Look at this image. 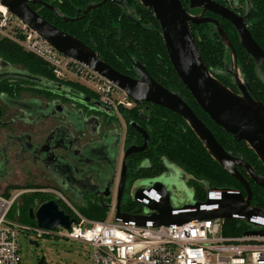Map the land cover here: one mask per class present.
<instances>
[{"label":"water","instance_id":"obj_1","mask_svg":"<svg viewBox=\"0 0 264 264\" xmlns=\"http://www.w3.org/2000/svg\"><path fill=\"white\" fill-rule=\"evenodd\" d=\"M138 1L143 7L153 12L158 21L159 33L169 62L197 105L215 125L231 134L234 140L244 141L257 156L264 169V104L251 94L249 85L244 78L242 82L240 81L241 83L239 82L240 69L237 66L235 52L218 20L204 15L207 12L227 20L236 31L244 51L258 65L259 70H264V50L252 38L246 24L247 12L251 6L249 0H245L247 12L243 16L215 0H188L187 7L183 6L180 0ZM29 4L41 5L52 10L57 17L65 21L79 18L78 14L73 18L65 17L58 12L55 6L42 0H0V5L4 6L10 15L35 31L61 54L87 65L92 71L112 82L134 103L147 102L178 114L188 124L211 158L239 182L245 194L226 187H211L207 182H202L206 192L205 200L202 202L189 201V195H193V190L187 186L191 176L184 173L178 166L176 169L175 164L165 160V172L155 179L147 180L142 187H138L132 193V202L140 204L143 211L137 213L121 211L127 169L124 161L130 154L144 150L149 140L147 131L134 122H131L130 126L141 134L143 143L126 147L117 181L115 182V156L120 137L119 133L115 134L116 139L111 147L109 141L113 135L111 132L108 139L100 141L94 146V151L98 153H108L110 146L109 163L104 164L105 162H103L105 167L103 171H100L96 165L101 164L103 160L95 156L93 158L92 184L90 182V184H82L81 176L78 184H74V187L80 189L91 186L95 190L99 189L103 192L105 197H109L111 188L115 186L114 219L120 218L138 226L150 224L153 227H158L169 226L172 223L182 224L191 220L237 219L250 226L243 236L264 237V209L251 205L249 185L250 180L264 189V175L259 174L244 158L225 150L187 103L178 94L169 91L151 78L137 60L131 59L135 77L115 70L100 60L94 49L59 30L32 9ZM96 5H100V3ZM96 5H89L83 10L82 16ZM191 9H199L200 13L192 15L189 13ZM204 23H211L215 27L220 41L230 51L232 57L230 69L220 73H229L233 76V82L239 89L238 93L231 91L221 83L214 76L219 74L218 70L209 69L201 59L190 25ZM262 78L264 79V75ZM26 79L39 82L32 77ZM47 86L53 87L50 84ZM94 106L106 114H111L110 108L102 107L98 102H94ZM81 172L83 173V171ZM72 186L71 184L67 188L76 192L77 190ZM104 206L109 209L111 204L106 203ZM28 216L35 221L38 227L47 230H53L57 226L68 229L75 222V219L70 217L53 198L38 204L34 210L29 208ZM30 243L33 242L30 241Z\"/></svg>","mask_w":264,"mask_h":264},{"label":"trees","instance_id":"obj_2","mask_svg":"<svg viewBox=\"0 0 264 264\" xmlns=\"http://www.w3.org/2000/svg\"><path fill=\"white\" fill-rule=\"evenodd\" d=\"M92 1L101 0H62L57 5V9L62 15L71 17L77 10L75 5L77 8H82ZM180 1L183 6L187 7L188 0ZM215 1L229 6L227 0ZM123 2L124 6L117 5L112 1L103 2L91 10L85 18L75 21H64L56 17L50 10H42L38 13L60 30L95 49L100 60L123 74H129L128 69L132 66L131 59L137 60L156 82L178 94L187 103L225 150L244 158L259 174L264 175L260 161L248 145L244 141L234 140L231 134L215 125L181 83L169 62L159 33L158 21L153 12L143 7L138 0H123ZM249 2L251 9L246 23L252 38L264 50V0H249ZM208 14L215 17L225 31L235 52L237 66L242 77L248 83L251 94L264 104V81L256 71L257 65L240 45L236 31L227 20L214 14ZM190 27L203 63L209 69L222 68L227 48L222 44L218 35L213 30L211 31L207 23L191 24ZM0 58L23 67L28 73L38 76L47 84H60L97 100L92 91L77 82L56 80L43 60L26 52L17 43L4 36H0ZM214 76L225 86H229L221 79L222 75ZM143 108V103H134L130 108H119L120 116L127 125L125 146L129 143L139 144L142 141L141 136L130 126V122H135L145 128L149 138L147 147L141 152L131 155L127 160V175L132 178L160 175L165 171L163 162L166 159L191 176L188 184L193 190V197L196 201L202 202L206 198L202 182H207L211 187H226L245 194L239 182L211 158L188 124L178 114L153 105L147 113L149 119L144 121L140 117ZM141 160H148L150 166L135 171V164ZM241 172L243 171L241 170ZM249 185L251 205L264 209V189L250 180ZM30 188L33 187L28 189ZM4 196L8 197L9 194H4ZM51 198L53 196L49 193L34 192L30 196L23 195L22 203L17 202L13 205V208H17L19 211L18 220L24 224H34L30 222L28 209ZM57 202L63 210L69 213L66 205L59 200ZM107 203H109V199ZM131 205L134 203L131 202L124 206L129 208ZM75 208L91 220H103L108 213L104 204L95 202L76 205ZM247 228L248 225L244 221L224 220L221 224V234L224 237H238Z\"/></svg>","mask_w":264,"mask_h":264},{"label":"flooded vegetation","instance_id":"obj_3","mask_svg":"<svg viewBox=\"0 0 264 264\" xmlns=\"http://www.w3.org/2000/svg\"><path fill=\"white\" fill-rule=\"evenodd\" d=\"M42 1L53 5L56 8L57 5L62 2V0ZM106 1H112L117 5L124 6L123 0L92 1L88 2L87 5L82 8H77L75 5L77 9L75 15L68 18H73L76 14L79 15L78 19L85 18L91 10ZM98 3H100V5H96ZM227 4H229V6L226 7L232 9L238 15L243 16L247 12L245 0H227ZM29 5L37 12L49 10L41 5ZM89 5L96 6L82 16L83 10ZM250 9L247 12V15H249ZM50 11L53 12L52 10ZM128 12L130 11L128 10ZM199 13L200 10L192 15ZM53 14L55 15L54 12ZM204 15L210 16L207 12L204 13ZM207 24H209L211 31L213 30L215 32V27L211 23ZM228 52L230 53L229 49ZM225 59L226 56H224L223 67L217 69L219 72L218 75H222L221 79L229 84L228 88L231 91L238 93L239 89L233 82V76L229 73H220L223 71L226 72L230 69V66H225ZM128 71L129 74L126 75L135 77L136 74L133 71L132 66ZM256 71L262 78L264 70H259L257 65ZM238 75L239 82H242L243 77L240 71ZM27 77L36 78L39 82L27 80ZM262 80L264 81L263 78ZM50 85H53V87L47 86V83L42 81L41 78L28 73L23 67L0 58V179L7 175V177L11 176V178L15 177L16 179H19L20 182L16 183L8 181L9 184H20L16 187L22 185H24L25 188L33 187L30 188L33 190L31 192H21V195L19 196L21 198L24 194L30 196L34 192L47 193L45 191L54 189L57 190L69 203L72 202L76 205H86L90 202L106 204L108 199L109 203H111L113 194L116 198V191L113 193L115 186L114 188H111L109 197H105L103 192L99 189L95 190L91 186L79 189L74 187V184H78L77 182L81 176L82 184H92L91 169L94 165L93 158L96 156L103 160L101 165H99L103 170L105 167L103 162H105L104 164L109 163L108 155L110 146L113 147V143L116 139L115 134L119 133L120 142L115 156L116 182L117 177H119L120 174L124 150L126 147L133 144L141 145L143 143V137L133 128L135 132L141 136L142 141L139 144L129 143L125 146L127 125L122 119V116H120L119 111L117 113L110 108L111 114H106L95 108L94 102L98 101L93 97L77 92L73 89L65 88L60 84L52 83ZM169 91L171 90L169 89ZM99 104L102 107H105L101 103ZM152 106L153 104L151 103L143 102L144 108L143 111L140 112V117L143 118L144 121L149 119L147 113ZM111 132H113L112 134L114 136L112 135V138L109 140L110 146L108 148V153L95 152V144L108 139ZM133 154H130L125 159L124 162L126 165L127 160ZM143 161H147V166H142L141 163ZM163 164L165 163L163 162ZM149 166L150 164L148 160H141L135 164L134 170L138 171L141 168ZM81 171H83V173ZM127 173L128 167L126 169L125 186L120 209L121 211L128 213H137L135 212L138 211L135 203L129 208H125L124 206L125 204L132 202V196L129 201L125 198V191L127 189L126 183L135 180L137 184H139L138 187H142V184H145L144 182L150 179H155L163 173L157 176L144 178H132V176L127 175ZM71 184L73 185V189L77 190L76 192L67 188ZM187 186L189 187V184H187ZM16 187L14 186L13 188ZM53 199H56L57 201L55 196H53ZM36 207L32 206L31 208L34 210ZM30 222L34 223L35 221L30 219Z\"/></svg>","mask_w":264,"mask_h":264},{"label":"built area","instance_id":"obj_4","mask_svg":"<svg viewBox=\"0 0 264 264\" xmlns=\"http://www.w3.org/2000/svg\"><path fill=\"white\" fill-rule=\"evenodd\" d=\"M11 17L14 16L7 10L0 11V35L43 60L56 80L73 81L87 87L99 103L117 113L120 107L134 105L112 82L87 65L61 54L17 18V22L11 24ZM21 192L8 197L0 194V264H19L20 232L26 237L56 234L81 241L91 249L90 264H264V237L243 234L224 237L221 234L223 221L219 219L191 220L158 227L150 224L138 226L120 218L114 219L113 194L106 218L91 220L78 212L57 190L50 189L45 192L66 205L75 222L68 229L57 226L47 230L21 223L16 211L11 212Z\"/></svg>","mask_w":264,"mask_h":264},{"label":"rangeland","instance_id":"obj_5","mask_svg":"<svg viewBox=\"0 0 264 264\" xmlns=\"http://www.w3.org/2000/svg\"><path fill=\"white\" fill-rule=\"evenodd\" d=\"M0 9L2 11L3 10L5 11V9H3L2 6H0ZM198 10L199 9H191L190 13L191 12H192L191 14L197 13ZM10 22L11 24L14 25V23L17 22V19L15 17H11ZM6 30H9V27ZM6 32L8 33V31ZM227 52H228V49H227ZM227 52L225 51V55H224L226 56L225 66H230L232 64V57H231V54ZM141 164L142 166H147V161H143ZM99 165L101 164L96 165L97 168L100 171H103L99 167ZM176 167L177 166H175V168ZM93 171H94V165L91 169V172ZM8 181L20 183L19 179H16L15 177L11 178V176H8V177L7 175L3 176V178L0 179V194L1 195H4V194L13 195L15 192H19V191L23 192L24 190L25 192H27L28 190H32V189L25 188L24 185L20 186L17 189L13 188L14 186L16 187L20 184H9ZM138 185L139 184H137L135 180L128 181V183H126L127 189L125 191V198L127 201L130 200L132 193L138 187ZM189 196H190L189 201L195 200L193 195L190 194ZM17 202L22 203L21 197L17 199ZM71 204L76 206L72 202ZM135 206L137 207V210L139 212L143 211V208L140 204L135 203ZM15 211L19 215V211H17V208L15 209L12 208L11 212L15 213ZM32 225H36L35 222ZM249 228L250 226L248 225L247 230H249ZM30 241H32L33 243H30ZM18 244H19V256H20L19 264H38L39 262H41V264H90L91 249L87 244L81 241H78V240L64 238L56 234L55 235H43L37 238H35L34 236L26 237L25 234L20 232L18 234Z\"/></svg>","mask_w":264,"mask_h":264},{"label":"bare ground","instance_id":"obj_6","mask_svg":"<svg viewBox=\"0 0 264 264\" xmlns=\"http://www.w3.org/2000/svg\"><path fill=\"white\" fill-rule=\"evenodd\" d=\"M0 6H2V5H0ZM2 8L5 9V11H6V8H5L4 6H2ZM0 11H2V10L0 9ZM3 11H4V10H3Z\"/></svg>","mask_w":264,"mask_h":264},{"label":"crops","instance_id":"obj_7","mask_svg":"<svg viewBox=\"0 0 264 264\" xmlns=\"http://www.w3.org/2000/svg\"><path fill=\"white\" fill-rule=\"evenodd\" d=\"M35 190H37V189H35ZM25 191V190H24ZM31 191H33V190H28L27 192H31ZM18 210V209H17ZM18 214V213H17ZM19 216V215H18Z\"/></svg>","mask_w":264,"mask_h":264}]
</instances>
